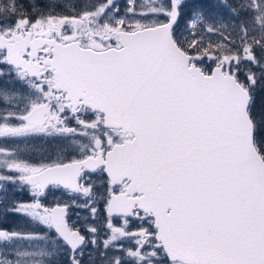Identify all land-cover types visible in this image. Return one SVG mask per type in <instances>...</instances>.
<instances>
[{"label": "snow or ice", "instance_id": "snow-or-ice-1", "mask_svg": "<svg viewBox=\"0 0 264 264\" xmlns=\"http://www.w3.org/2000/svg\"><path fill=\"white\" fill-rule=\"evenodd\" d=\"M0 264H264V0H0Z\"/></svg>", "mask_w": 264, "mask_h": 264}, {"label": "rangeland", "instance_id": "rangeland-1", "mask_svg": "<svg viewBox=\"0 0 264 264\" xmlns=\"http://www.w3.org/2000/svg\"><path fill=\"white\" fill-rule=\"evenodd\" d=\"M181 23L183 24V21Z\"/></svg>", "mask_w": 264, "mask_h": 264}]
</instances>
